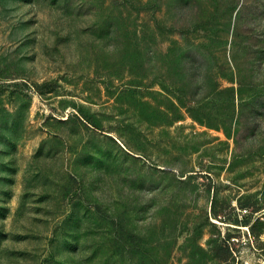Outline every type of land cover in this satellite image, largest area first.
Returning a JSON list of instances; mask_svg holds the SVG:
<instances>
[{
	"label": "rangeland",
	"instance_id": "rangeland-1",
	"mask_svg": "<svg viewBox=\"0 0 264 264\" xmlns=\"http://www.w3.org/2000/svg\"><path fill=\"white\" fill-rule=\"evenodd\" d=\"M0 264H264V0H0Z\"/></svg>",
	"mask_w": 264,
	"mask_h": 264
},
{
	"label": "trees",
	"instance_id": "trees-1",
	"mask_svg": "<svg viewBox=\"0 0 264 264\" xmlns=\"http://www.w3.org/2000/svg\"><path fill=\"white\" fill-rule=\"evenodd\" d=\"M49 86V85H48ZM244 206V205H243ZM131 238H133V237H131Z\"/></svg>",
	"mask_w": 264,
	"mask_h": 264
}]
</instances>
